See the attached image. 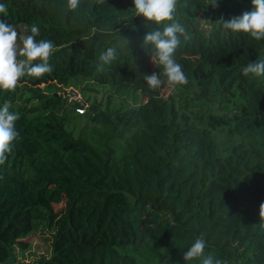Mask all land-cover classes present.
<instances>
[{
	"label": "trees",
	"instance_id": "obj_1",
	"mask_svg": "<svg viewBox=\"0 0 264 264\" xmlns=\"http://www.w3.org/2000/svg\"><path fill=\"white\" fill-rule=\"evenodd\" d=\"M210 2L178 0L187 39L175 59L188 83L151 90L143 76L161 69L143 37L164 25L134 16L133 0H81L75 11L66 0H0V19L21 34L35 23L37 39L55 45L50 73L0 90V106L19 115L0 164V264L40 225L54 231L52 251L33 264H200L183 256L201 236L206 256L264 264V77L242 74L264 60V40L219 23L251 11V0ZM109 47L116 58L99 69ZM76 78L109 89L85 124L78 115L94 136L66 128L80 101L34 89ZM123 93L145 100L111 109ZM33 98L40 105L28 107Z\"/></svg>",
	"mask_w": 264,
	"mask_h": 264
},
{
	"label": "clouds",
	"instance_id": "obj_2",
	"mask_svg": "<svg viewBox=\"0 0 264 264\" xmlns=\"http://www.w3.org/2000/svg\"><path fill=\"white\" fill-rule=\"evenodd\" d=\"M81 0H66L68 11L80 7ZM178 0H133L134 16H143L147 21L157 25L163 24L148 32L143 37V46L151 45L154 49L152 62L161 69L159 74L144 75L143 78L151 90H156L167 84L171 88L188 83L183 66L175 59L176 50L180 46V37L185 35L183 25L175 20ZM252 10L245 11L238 17L227 21H219L223 28L232 33H243L259 41L264 40V0H251ZM210 5L217 6V0H211ZM0 14H7V6L0 3ZM31 34H21L16 27L0 19V90L14 91L18 82L24 77L40 78L52 71L49 59L55 51L54 42L37 39L40 28L35 23L30 26ZM116 58V49L109 47L98 57L99 69L111 64ZM98 69V70H99ZM245 77L253 75L264 77V60L247 63L242 68ZM19 115L10 110V104L5 102L0 106V164H4L8 154L14 147L19 133L16 121ZM260 221L264 223V202L259 205ZM206 241L203 236L184 253L185 261L199 259L200 264H226L225 261L205 255Z\"/></svg>",
	"mask_w": 264,
	"mask_h": 264
},
{
	"label": "rangeland",
	"instance_id": "obj_3",
	"mask_svg": "<svg viewBox=\"0 0 264 264\" xmlns=\"http://www.w3.org/2000/svg\"><path fill=\"white\" fill-rule=\"evenodd\" d=\"M222 0H217V3ZM211 3V2H210ZM209 3V5H210ZM203 19H205V14L203 15ZM30 88V87H29ZM33 88V87H32ZM86 88V89H85ZM39 89L41 92L46 93L47 95H56L61 97L68 96V100H78L81 102V106L84 107L85 111L81 115H85L84 124L86 123V119L89 118L91 113L89 112L90 102L96 99L98 102L105 101L109 96L108 88L96 87L91 84V80L76 78L71 80L68 86H63L57 84L53 86L52 83L42 84ZM91 89H95L98 92H91ZM168 92H165L167 94ZM30 95V92L26 91L25 96L22 100L19 101V104H23V100L26 96ZM127 96L126 94H121L120 98L118 96H111L109 105L111 109L122 106L128 107L132 104H137L143 102L145 97L143 96ZM122 102L123 104H120ZM28 107L39 106L40 102L37 99H30L25 102ZM17 105L15 106V108ZM14 108V109H15ZM72 113L68 116V121L66 123V128L68 131L72 133L74 137H79L82 133H86L89 136H94L96 129L92 128V124L86 125L84 130V124L82 118L76 112V107L74 110L72 109ZM57 207H60L57 206ZM53 233L54 231L46 226L40 225L38 229L31 234H29L26 238V247L24 249H19L16 251L15 257L8 261L6 264H33L36 261L40 260L42 257H49L52 251V241H53Z\"/></svg>",
	"mask_w": 264,
	"mask_h": 264
},
{
	"label": "built area",
	"instance_id": "obj_4",
	"mask_svg": "<svg viewBox=\"0 0 264 264\" xmlns=\"http://www.w3.org/2000/svg\"><path fill=\"white\" fill-rule=\"evenodd\" d=\"M85 111L84 107L80 106V107H76V112H78L79 114H83Z\"/></svg>",
	"mask_w": 264,
	"mask_h": 264
}]
</instances>
